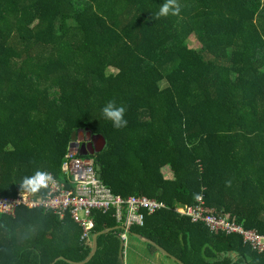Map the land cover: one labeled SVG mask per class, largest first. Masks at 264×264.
<instances>
[{
  "label": "trees",
  "instance_id": "obj_1",
  "mask_svg": "<svg viewBox=\"0 0 264 264\" xmlns=\"http://www.w3.org/2000/svg\"><path fill=\"white\" fill-rule=\"evenodd\" d=\"M163 2L0 0V195L15 196L36 170L64 180L84 132L105 146L78 155L95 159L115 195L169 207L130 234L184 264H264L240 236L170 209L204 195L214 214L264 234V0H176L179 14L156 17ZM110 100L125 127L102 117ZM93 220L91 239L112 230L86 264H125L114 210ZM81 233L68 215L0 213V264L84 262L93 242Z\"/></svg>",
  "mask_w": 264,
  "mask_h": 264
},
{
  "label": "built area",
  "instance_id": "obj_2",
  "mask_svg": "<svg viewBox=\"0 0 264 264\" xmlns=\"http://www.w3.org/2000/svg\"><path fill=\"white\" fill-rule=\"evenodd\" d=\"M76 147L71 145L62 166L64 180L51 175L47 191L44 195L19 191L15 196L0 195V213L15 216L19 208L43 210L58 215L61 219L67 215L82 230L80 239L90 241L95 226L93 212L106 213L114 210V217L121 229H124L121 240L127 243L128 234L135 226L142 227L146 215L169 209L166 203L147 196L121 197L115 195L98 177L97 162L92 157L78 155ZM72 144V143H71ZM182 218L203 225L213 234L238 235L245 246L258 254L264 255V234L255 229H246L228 214H214L204 204V195L193 205H177L172 207Z\"/></svg>",
  "mask_w": 264,
  "mask_h": 264
},
{
  "label": "clouds",
  "instance_id": "obj_3",
  "mask_svg": "<svg viewBox=\"0 0 264 264\" xmlns=\"http://www.w3.org/2000/svg\"><path fill=\"white\" fill-rule=\"evenodd\" d=\"M179 12L180 7L176 3V0H164L154 15L156 17H161L169 14L177 15ZM100 111L102 117L110 121L114 129H120L126 126L127 120L124 116V106L117 105L114 101L110 100ZM51 179V176L47 172L36 170L32 175L23 177L19 185L23 191L36 193L45 188ZM195 198L198 200L199 196L197 195Z\"/></svg>",
  "mask_w": 264,
  "mask_h": 264
},
{
  "label": "water",
  "instance_id": "obj_4",
  "mask_svg": "<svg viewBox=\"0 0 264 264\" xmlns=\"http://www.w3.org/2000/svg\"><path fill=\"white\" fill-rule=\"evenodd\" d=\"M77 135L74 134L73 136V142H72V146L76 147L77 143L75 141V139L77 138L76 137ZM86 141H88L89 145L91 147H93V141H95V139H98L97 136H93L91 137L90 135H86ZM100 139V138H99ZM82 141V140H81ZM101 143H102V146L96 151V152H100L104 146H105V141H103V139L101 140ZM82 145H85V146H80L79 148V153L81 155H86V154H89L88 151H82L81 150V147H83V149L86 147V144H84V142L82 143ZM79 147V146H78ZM95 152L94 151H91L90 154H94ZM96 169L98 171V177L101 178V167L99 164L96 165ZM114 229H119V226H117L116 228ZM112 229H106V230H103L101 232H98V233H95L93 234L92 236V242H93V248H92V251H91V254L89 255V258L86 259L84 262H81V263H71L69 262L70 264H86L88 262H90L93 258V256L95 255L96 251H97V247H98V242H97V238L99 235H102V234H105V233H108L110 232ZM131 234H133L135 237H137L139 240H142L144 242H147L148 244H151L153 246H155L156 248H158L161 252H163L165 255L168 256V258H170L172 261H174L176 264H184L183 262L177 260L176 258H174V256H172L171 254H169L166 250H164L161 246L157 245L155 242L149 240V239H146L144 238L143 236H141L140 234L138 233H134V232H131ZM124 248H125V244L124 242H121V247H120V260H122L124 262Z\"/></svg>",
  "mask_w": 264,
  "mask_h": 264
},
{
  "label": "rangeland",
  "instance_id": "obj_5",
  "mask_svg": "<svg viewBox=\"0 0 264 264\" xmlns=\"http://www.w3.org/2000/svg\"><path fill=\"white\" fill-rule=\"evenodd\" d=\"M189 44L192 48H195L197 50L201 49V45L198 41V39L196 38V36H192L190 38ZM81 135V137L76 138L75 140H78V144L80 142H86L85 140V133L84 132H80L79 133ZM82 140V141H81ZM166 174V173H165ZM144 243H142L140 240H138V238H136L133 234H128V239H127V243L125 244V264H130V256H131V252L135 249V246L138 245H143ZM158 256H160V260L161 264H175L173 261L170 262L168 256L166 258V255L162 252H158ZM165 258H164V256Z\"/></svg>",
  "mask_w": 264,
  "mask_h": 264
},
{
  "label": "crops",
  "instance_id": "obj_6",
  "mask_svg": "<svg viewBox=\"0 0 264 264\" xmlns=\"http://www.w3.org/2000/svg\"><path fill=\"white\" fill-rule=\"evenodd\" d=\"M158 252H161L158 248H150L147 244L135 246V249L131 252L130 264H161V261H158L160 260ZM169 260L172 262L170 258Z\"/></svg>",
  "mask_w": 264,
  "mask_h": 264
},
{
  "label": "flooded vegetation",
  "instance_id": "obj_7",
  "mask_svg": "<svg viewBox=\"0 0 264 264\" xmlns=\"http://www.w3.org/2000/svg\"><path fill=\"white\" fill-rule=\"evenodd\" d=\"M79 133L77 134V138L81 137V135ZM93 142H94V147H91L88 142H84V144H86V147L84 149H83V147H81V150L82 151H85L86 150L88 152H91V151H94V150L98 149L100 147V145H101L100 140L95 139V141H93ZM82 143L83 142H80L79 143V148H80V146H85V145H82Z\"/></svg>",
  "mask_w": 264,
  "mask_h": 264
}]
</instances>
